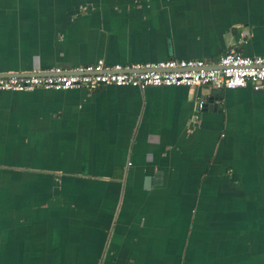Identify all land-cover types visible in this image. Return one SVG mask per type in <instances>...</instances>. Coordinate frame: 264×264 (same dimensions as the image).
<instances>
[{
	"label": "crops",
	"instance_id": "0c3cea01",
	"mask_svg": "<svg viewBox=\"0 0 264 264\" xmlns=\"http://www.w3.org/2000/svg\"><path fill=\"white\" fill-rule=\"evenodd\" d=\"M264 55V0H0V75ZM0 91V256L23 264H264V90ZM15 147V148H14ZM27 262V263H26Z\"/></svg>",
	"mask_w": 264,
	"mask_h": 264
},
{
	"label": "built area",
	"instance_id": "2783aa9c",
	"mask_svg": "<svg viewBox=\"0 0 264 264\" xmlns=\"http://www.w3.org/2000/svg\"><path fill=\"white\" fill-rule=\"evenodd\" d=\"M107 85L133 86H203L215 89L246 85L264 90V55H245L235 48L226 49L215 62L202 59H168L128 65H79L69 69L51 67L22 73L0 75V91L95 90Z\"/></svg>",
	"mask_w": 264,
	"mask_h": 264
},
{
	"label": "rangeland",
	"instance_id": "374dc122",
	"mask_svg": "<svg viewBox=\"0 0 264 264\" xmlns=\"http://www.w3.org/2000/svg\"><path fill=\"white\" fill-rule=\"evenodd\" d=\"M10 145L8 144L7 146H3L0 144V155L5 154V150H11L9 149ZM15 148V147H14ZM17 149L14 150H19V155L18 154H11L7 157H0V166H24V167H30V166H43L45 161L49 162L48 160H44L43 158L40 160L38 158H34V156L38 157L41 155L40 151V145L38 148L37 143H24V144H19L16 145ZM42 157V155H41ZM27 263V262H26ZM0 264H23L22 263V257L21 256H6V255H1L0 256ZM28 264V263H27Z\"/></svg>",
	"mask_w": 264,
	"mask_h": 264
},
{
	"label": "water",
	"instance_id": "95a60500",
	"mask_svg": "<svg viewBox=\"0 0 264 264\" xmlns=\"http://www.w3.org/2000/svg\"><path fill=\"white\" fill-rule=\"evenodd\" d=\"M195 88L196 89L194 91V98H195V96H197L198 98H201V95L203 94V92L201 91L202 86H195ZM221 91H222V89H212L211 91L204 93L203 94L204 100H202V99L199 100L196 104L197 107L200 106L203 109L216 108V104H215L214 100H216L217 98L215 97V94H219V93H221Z\"/></svg>",
	"mask_w": 264,
	"mask_h": 264
},
{
	"label": "trees",
	"instance_id": "16d2710c",
	"mask_svg": "<svg viewBox=\"0 0 264 264\" xmlns=\"http://www.w3.org/2000/svg\"><path fill=\"white\" fill-rule=\"evenodd\" d=\"M19 92H27V91H19Z\"/></svg>",
	"mask_w": 264,
	"mask_h": 264
}]
</instances>
